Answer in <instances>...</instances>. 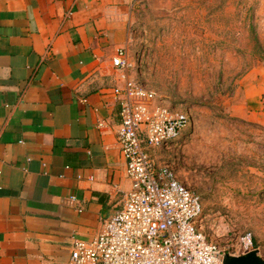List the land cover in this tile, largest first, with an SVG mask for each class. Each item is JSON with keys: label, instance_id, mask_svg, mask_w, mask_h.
Listing matches in <instances>:
<instances>
[{"label": "crops", "instance_id": "0c3cea01", "mask_svg": "<svg viewBox=\"0 0 264 264\" xmlns=\"http://www.w3.org/2000/svg\"><path fill=\"white\" fill-rule=\"evenodd\" d=\"M135 1L0 0V264H65L132 190L112 59Z\"/></svg>", "mask_w": 264, "mask_h": 264}, {"label": "rangeland", "instance_id": "374dc122", "mask_svg": "<svg viewBox=\"0 0 264 264\" xmlns=\"http://www.w3.org/2000/svg\"><path fill=\"white\" fill-rule=\"evenodd\" d=\"M129 32L134 79L192 114L158 156L226 254L251 233L264 258V0H136Z\"/></svg>", "mask_w": 264, "mask_h": 264}, {"label": "built area", "instance_id": "2783aa9c", "mask_svg": "<svg viewBox=\"0 0 264 264\" xmlns=\"http://www.w3.org/2000/svg\"><path fill=\"white\" fill-rule=\"evenodd\" d=\"M112 65L122 83L115 88L121 119L117 142L133 187L94 239L74 240L65 264H223L226 251L203 228L200 196L158 156L181 139L191 112L165 106L155 91L135 80L127 48L117 50ZM253 248L252 234H244L238 254Z\"/></svg>", "mask_w": 264, "mask_h": 264}, {"label": "water", "instance_id": "95a60500", "mask_svg": "<svg viewBox=\"0 0 264 264\" xmlns=\"http://www.w3.org/2000/svg\"><path fill=\"white\" fill-rule=\"evenodd\" d=\"M223 264H264V258L259 255L258 250H253L241 256L226 254Z\"/></svg>", "mask_w": 264, "mask_h": 264}, {"label": "trees", "instance_id": "16d2710c", "mask_svg": "<svg viewBox=\"0 0 264 264\" xmlns=\"http://www.w3.org/2000/svg\"><path fill=\"white\" fill-rule=\"evenodd\" d=\"M254 245L257 246L258 245V242L257 240H254Z\"/></svg>", "mask_w": 264, "mask_h": 264}]
</instances>
